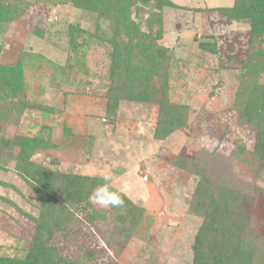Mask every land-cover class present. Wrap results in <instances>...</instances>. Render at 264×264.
<instances>
[{"label":"rangeland","instance_id":"obj_1","mask_svg":"<svg viewBox=\"0 0 264 264\" xmlns=\"http://www.w3.org/2000/svg\"><path fill=\"white\" fill-rule=\"evenodd\" d=\"M7 1L18 6L20 16L1 25L0 64L21 59L26 98L42 109L25 108L3 135L49 141L51 147L35 151L30 160L55 172L102 178L110 170L113 188L143 212L138 229L123 242L114 212L92 205L98 213L94 226L78 212L65 231L53 232L50 244L79 264H191L201 219L188 212V204L201 173L179 168L176 158L192 162L200 153H215L222 186L229 180L249 196L264 190V175L254 176L237 153L243 149L249 156L255 134L238 123L233 108L238 71L225 68L230 59L238 66L245 58L249 28L206 10L230 7L233 0H171L178 8L163 11V34L155 45L172 56L168 99L185 106L188 119L161 141L153 137L156 106L121 101L115 115L106 117L105 50L75 51L68 43L70 24L93 31L88 14L42 0ZM205 42H214L216 53L200 50ZM18 154L14 145L0 156V256L22 258L41 201L14 170ZM245 209L264 237L263 193Z\"/></svg>","mask_w":264,"mask_h":264},{"label":"trees","instance_id":"obj_2","mask_svg":"<svg viewBox=\"0 0 264 264\" xmlns=\"http://www.w3.org/2000/svg\"><path fill=\"white\" fill-rule=\"evenodd\" d=\"M52 6H64L88 14L93 31L79 25H68V43L71 48L86 52L96 48L105 50L108 70L107 86L103 91L106 117L115 115L119 103L127 101L156 106V124L153 137L164 140L185 127L188 111L185 106L173 104L168 99L169 71L172 56L167 49L157 47L162 37L163 11L176 9L171 0H42ZM227 21L248 25V48L245 58L236 62L230 59L225 68L237 69L238 91L234 110L238 123L255 134L253 151L241 161L249 166L257 178L264 175V0H233L230 7L215 9ZM20 16L16 4L0 0V29ZM148 43L149 46H145ZM144 44V46H143ZM204 52L216 53V45L199 43ZM1 52V47H0ZM76 60H73L75 63ZM71 63V64H73ZM68 65V64H67ZM236 66V67H234ZM70 67V66H69ZM25 108L42 109L27 100L25 77L21 59L12 64H0V156L12 146L19 147L13 158L14 170L40 197L39 215L33 219L35 229L22 258L0 256V264H79L63 256L50 244L54 231H65L68 221L78 212L91 226L96 224L95 209L88 197L103 183L102 178L80 174H64L35 165L31 155L51 147L47 140L38 137L6 138L2 130L14 124ZM179 168L198 169L200 180L188 204V212L201 219L191 245V264H264V237L254 227L245 205L256 201L264 190L257 189L252 196L229 183L222 186L217 171L218 157L214 153H200L192 162L182 160ZM177 164V162H175ZM206 171L205 173L203 171ZM215 175V178L211 174ZM113 187V186H112ZM116 190L115 188H113ZM118 191V190H117ZM121 193V192H120ZM122 207L109 208L115 221L122 226L120 235L127 242L138 229L142 210L121 193ZM103 219L102 215L99 217ZM84 256L92 252L84 250ZM120 264V263H113Z\"/></svg>","mask_w":264,"mask_h":264},{"label":"clouds","instance_id":"obj_3","mask_svg":"<svg viewBox=\"0 0 264 264\" xmlns=\"http://www.w3.org/2000/svg\"><path fill=\"white\" fill-rule=\"evenodd\" d=\"M102 184L97 185L90 193L89 203L103 209L122 207L125 203L121 193L112 187V173L105 169L101 173Z\"/></svg>","mask_w":264,"mask_h":264}]
</instances>
